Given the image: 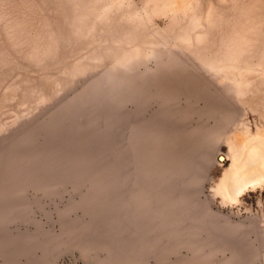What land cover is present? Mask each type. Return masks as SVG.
I'll return each instance as SVG.
<instances>
[{"label":"rangeland","instance_id":"1","mask_svg":"<svg viewBox=\"0 0 264 264\" xmlns=\"http://www.w3.org/2000/svg\"><path fill=\"white\" fill-rule=\"evenodd\" d=\"M263 138L264 0H0V264H264Z\"/></svg>","mask_w":264,"mask_h":264},{"label":"bare ground","instance_id":"2","mask_svg":"<svg viewBox=\"0 0 264 264\" xmlns=\"http://www.w3.org/2000/svg\"><path fill=\"white\" fill-rule=\"evenodd\" d=\"M259 142L261 143L262 141L260 140ZM259 142L256 141V143H259ZM262 144H264V140H263ZM262 144L259 146L260 148L263 147ZM253 145H255V143ZM250 146H252V144H250ZM252 147H253V151H250V152L248 150H247L248 152L245 151L246 154L248 153V155L244 159L245 161H238L241 159V157H240V159H238L237 162L232 163L233 167L227 176V182L223 183L224 179H226L225 177L221 180L222 181L221 182L222 183V189H223L224 193H226L227 189L229 188L232 190V192L234 194H238L242 189H244L245 187H248L249 184L253 185L252 183H254V182L257 183L258 181L264 180V150H263V148H261V150H260V148L257 149L258 146H256L257 147L256 149H254V146H252ZM245 152H243V153H245ZM219 160H221V159H219ZM238 162H239V164L241 162L240 166H237L238 164H236V163H238ZM234 163H235V166H234ZM221 183H219L218 185H221ZM261 183H263V182H261ZM219 187H221V186H218V188ZM219 189H221V188H219ZM219 191L221 192V190H219ZM242 192H243V190H242ZM219 195H221V194H219Z\"/></svg>","mask_w":264,"mask_h":264}]
</instances>
